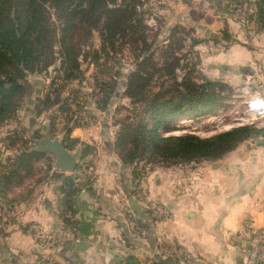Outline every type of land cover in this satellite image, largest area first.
Returning a JSON list of instances; mask_svg holds the SVG:
<instances>
[{
    "label": "crops",
    "instance_id": "1",
    "mask_svg": "<svg viewBox=\"0 0 264 264\" xmlns=\"http://www.w3.org/2000/svg\"><path fill=\"white\" fill-rule=\"evenodd\" d=\"M260 1L154 0L152 11L167 31H192L200 76L232 89L251 85L264 97V30L252 16ZM87 105L95 120L61 135L67 149L80 151L75 171H60L47 154L50 171L40 167L35 180L13 187L7 198L0 190V209L5 204L16 214L10 219L0 211V264H239L251 229H264L263 137L220 161L138 180L117 154L113 117ZM7 128L0 129V177L21 149L8 147L15 130ZM42 128L31 137L34 147V139H55ZM88 146L94 153L83 158ZM155 205L171 218H155Z\"/></svg>",
    "mask_w": 264,
    "mask_h": 264
},
{
    "label": "trees",
    "instance_id": "2",
    "mask_svg": "<svg viewBox=\"0 0 264 264\" xmlns=\"http://www.w3.org/2000/svg\"><path fill=\"white\" fill-rule=\"evenodd\" d=\"M145 6V0H0V125L18 117L28 93L25 83L28 75L48 73L58 64L60 67L54 69L57 77L53 78L42 110L36 113L41 116L59 108L67 86L84 81V49L88 48L94 33H99L102 53L109 55L118 48L123 52L129 46L136 56L137 63L128 76L123 93L130 105L117 108V113L129 114L116 120L114 126L117 128V154L124 165L135 168L138 180L141 176L136 168L141 162L157 163L166 169L217 162L244 142L264 136L263 130L252 126L235 128L207 139L195 134L170 137L162 134L183 118L199 119L214 113L227 100V91L232 88L200 76V61L195 65H182L183 60L176 55V49L182 48L183 39L179 35L186 33L184 27L172 30L162 60H156L155 43L149 41V28L144 18ZM256 28L264 30V0L258 4ZM192 43L193 47L198 44L194 40ZM101 54L95 57L97 65L102 59ZM180 71L189 72L180 77ZM94 78L98 85V78ZM107 84L111 91L102 88L103 100L96 104L102 112L108 111L115 93L112 85ZM73 93L77 97L80 94L79 91ZM77 102L78 98L72 103L66 98L65 105L60 107L62 113L69 106L78 107L66 120L69 136L79 127L77 114L82 108ZM56 119L51 117L52 125ZM21 134L14 131L9 137L10 149L21 147H15ZM29 150L21 148L0 177V190L4 196L37 173L36 163L44 155ZM93 153L94 149L88 146L83 158ZM51 168L52 160L47 172ZM83 168V165L79 166L78 171ZM71 180L70 187L74 184Z\"/></svg>",
    "mask_w": 264,
    "mask_h": 264
},
{
    "label": "rangeland",
    "instance_id": "3",
    "mask_svg": "<svg viewBox=\"0 0 264 264\" xmlns=\"http://www.w3.org/2000/svg\"><path fill=\"white\" fill-rule=\"evenodd\" d=\"M153 1L154 0H145L146 13L144 15V18L146 21L155 14L152 11L154 8ZM252 16H257V13L253 14ZM154 18L156 19V26L153 25V27L155 28H151L148 26L149 41L151 43H155L153 49L155 52V57L156 60L161 61L163 52L167 49L168 39L172 34V30L167 31L165 27L162 28V22L159 21L157 17L154 16ZM254 20H256V17L254 18ZM179 38L183 39V43L181 45L182 48L176 49V55L179 58H182V65L184 67H186L187 63L189 65H195L197 61L199 62V60L197 59L198 57L194 52L192 41H189V39L191 40L192 38V31L187 29L186 33L179 35ZM101 51L102 40L99 33H94V36L90 40L88 48L84 49V58H82V70L85 74L84 81L82 82V84H79L78 82L69 84L64 94L62 95V102L60 104L61 108L63 107V105H65L63 102L66 98H69L71 103L73 102V100H76V98H78L77 103L79 104H76L80 105L82 109L77 114V122L78 125L82 127L88 126L95 120L93 118L94 116L91 114V111L89 109H86L88 107L87 103L94 102L95 105L97 103H100L103 100L101 89L106 88L111 91L109 88H107V83L112 85L111 89H115V93L111 98L108 111H106L108 113L107 117H113L111 122H113L114 124L116 120L123 119L126 115L129 114L124 111L122 113H117V108L122 107L123 105H130L129 100L124 99L123 93L126 90L128 76L137 63L135 53L129 46L126 47L125 51L123 52H121V49L118 48L117 52L110 53L109 55L102 53ZM98 53H102V59L99 65L95 64V57ZM59 67L60 64L56 66V68ZM56 68L51 69L48 73L28 75L25 82L28 90L27 96L23 101L22 108L17 114L18 117L13 119V122L17 123H13L11 125L6 123L5 125H0L1 131L2 128L7 130V126H10L9 129L21 131L25 135L20 136V141L18 139L15 147L19 145L22 149H31L32 147H34L31 141V137H34L36 130L39 131L41 127H43L42 129L44 134L50 131L54 134L55 138H59L62 134H66V120L75 113V111L78 109L77 106H69L70 108H65L66 110L63 113L61 112L60 107H57L53 111L44 113L41 117L36 113L37 110H42L43 101H45L46 96L51 90V83L53 82V78L57 77V74L54 72V69ZM188 72L189 71H180L179 76L183 77V75ZM196 73L197 72L195 71L194 77L197 78ZM94 77L98 78V81L100 82L98 85ZM115 83L117 85H115ZM62 85L58 87H60L61 89ZM246 87L247 85H244L237 89H231L230 91H227V100L223 103V105H221L219 110H217L216 112L214 111V113L210 114L209 116L203 115L199 119L188 117L189 120L187 122H181L179 120L168 129L163 130L162 134L166 137L195 134L201 138L207 139L217 134L239 128L241 126H252V120L247 115V110L248 105L252 100L251 95L254 94V89L252 88L253 91L249 95L245 93ZM74 91H79L80 94L78 95V97L75 96V93H73ZM28 110H30V112H27ZM27 113L28 115H26ZM52 115L54 117H57L55 125L51 124V117H53ZM220 118L223 119L222 123L216 122ZM227 125H234V128L226 130L225 128ZM29 130H32V134L28 133ZM261 130L264 131V129ZM210 133H214L213 136H211ZM25 137H27V139H25ZM260 137L264 138V136ZM9 142L10 141H8L7 144L11 145ZM11 148L14 147L12 146ZM9 158H12V154L11 156H9ZM36 164L37 171L39 172L38 174H40V167L47 168L51 165V157L47 156L46 154L42 156V158ZM162 166L164 165H160L157 163L151 164L147 161H144L139 164L136 170L139 172L141 180L147 178L148 176L154 177L158 172L166 169ZM45 171L46 169L44 170V172ZM35 176L30 177L28 179V182L30 183L35 180Z\"/></svg>",
    "mask_w": 264,
    "mask_h": 264
},
{
    "label": "built area",
    "instance_id": "4",
    "mask_svg": "<svg viewBox=\"0 0 264 264\" xmlns=\"http://www.w3.org/2000/svg\"><path fill=\"white\" fill-rule=\"evenodd\" d=\"M147 25L151 28L156 26V19L151 16L147 20ZM246 94H251L252 87L251 85H247L245 88ZM251 102L248 105L247 115L252 120L251 125L255 126V128L261 130L264 129V97L258 91H254V94L251 95ZM189 119L188 117L181 119V122H187ZM222 118L218 119L216 122L222 123ZM258 121V122H257ZM244 127V126H241ZM234 128V125H227L226 130ZM233 130V129H232ZM264 141V138H263ZM141 198H144L145 194H139ZM154 212V217L160 221L169 220L171 215L165 207L162 205H155L151 208ZM1 215L6 216L8 218H13L16 214L13 213V210L6 206L5 204H1ZM36 237L39 240L44 238V233L41 229H35ZM243 252H242V259L239 264H264V229H251V232L246 236V240L243 242Z\"/></svg>",
    "mask_w": 264,
    "mask_h": 264
},
{
    "label": "water",
    "instance_id": "5",
    "mask_svg": "<svg viewBox=\"0 0 264 264\" xmlns=\"http://www.w3.org/2000/svg\"><path fill=\"white\" fill-rule=\"evenodd\" d=\"M35 147L33 151L38 153L50 154L55 157L56 167L63 172H73L79 165L80 151L71 152L64 146L62 137H46L41 140H33Z\"/></svg>",
    "mask_w": 264,
    "mask_h": 264
}]
</instances>
